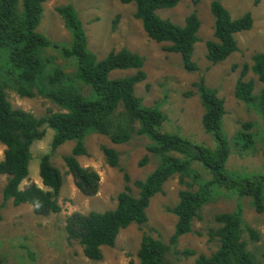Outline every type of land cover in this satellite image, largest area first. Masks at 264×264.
I'll return each instance as SVG.
<instances>
[{"label": "trees", "instance_id": "1", "mask_svg": "<svg viewBox=\"0 0 264 264\" xmlns=\"http://www.w3.org/2000/svg\"><path fill=\"white\" fill-rule=\"evenodd\" d=\"M46 1L0 0V142L6 147L4 157H0V173L7 176L2 189L5 200H12L16 205L29 203L40 215L61 211L59 195L64 176L53 163L51 153L40 159L39 175L43 186L32 183L21 187L29 175L32 146L45 135L48 127L54 131L52 152L69 141L74 142L71 152L62 155V159L76 187L86 196L97 194L100 186L99 173L79 161V157L87 153L85 139L89 134L105 135L116 144L129 142L134 133L145 135L151 140L147 150L159 158L157 166L145 178L135 180L137 193H133L130 176L125 172L127 184L118 194L113 209L75 212L68 217L65 225L68 238L78 241L89 259H102V247L114 246L122 229L133 223L145 224L149 219L151 199L175 174L182 178L192 177L200 187L179 191L178 201L169 207L177 218L171 245L149 234L142 236L137 252L138 264H177L168 257L171 246H175L183 235L193 232L194 219L211 199L212 184L233 189L240 197H250L254 208L258 212L264 211V174L236 172L234 175L228 169L232 141L223 128L225 100L207 83L205 76L195 83L196 94L204 108L202 125L214 137V145L166 129V112L158 105H145L135 92L137 84L146 78L143 56L123 48L98 59L88 47L86 29L73 5L57 7L70 39L57 42L41 33L38 26ZM120 1L136 6V17L142 21L148 35L158 42H167V50L180 54L187 70L199 69L193 59L201 26L196 12L189 14L184 24H178L161 17L158 10L174 7L180 0ZM210 10L215 18L214 38L205 42L206 58L217 64L238 50L236 34L251 29L253 17L247 12L233 18L219 0L212 1ZM60 55L65 59L63 65L58 61ZM130 69L135 70L131 75L111 77L115 70ZM249 70L255 74V79L246 77ZM8 88L22 97L43 95L59 105L62 111L37 117L24 109L13 108L8 99ZM235 96L255 110L264 122V52L252 57L251 66L244 64L235 84ZM251 128V123H244L233 138L241 152L253 149L257 143L256 133ZM102 150L110 166H120V155L115 148L107 145ZM262 155L264 157V133ZM148 159L145 156L140 164ZM195 162L211 175L204 184L198 180ZM242 212L239 205L232 212L215 216L219 223V227L211 230L214 238L219 240L215 251L197 254L195 250L184 249L181 254H197L194 264H264V248L259 249L263 253V258H259V250L249 248L244 233L253 242L263 237L245 222ZM0 264L7 263L0 260Z\"/></svg>", "mask_w": 264, "mask_h": 264}, {"label": "rangeland", "instance_id": "2", "mask_svg": "<svg viewBox=\"0 0 264 264\" xmlns=\"http://www.w3.org/2000/svg\"><path fill=\"white\" fill-rule=\"evenodd\" d=\"M213 0H180L171 8L160 9L158 14L178 24H184L186 17L196 12L200 18L199 40L194 47L193 59L199 69L189 71L183 66L178 53L167 50V42L152 39L145 31L142 21L136 17V6L125 4L120 0H47L38 30L53 41H67L70 33L65 27L64 19L57 12V7L73 5L83 22L88 38V47L98 59H102L112 50L127 49L144 58L143 70L146 78L137 84L135 92L145 105H158L166 112L168 121L166 129L180 131L184 136L200 143L215 144L214 137L202 125L204 108L200 96L196 94L195 83L205 76L207 83L218 90L224 98L226 114L223 128L232 141V152L227 163L228 169L235 175L242 173H263L264 157L262 155V134L264 122L262 117L246 103L235 96V84L243 72L244 64L251 66L252 57L264 52V0H219L233 18L250 12L253 26L247 31L236 34L238 50L226 60L214 64L206 58L205 42L214 38L215 18L210 10ZM53 53V52H51ZM60 64L65 59L60 55ZM234 65L236 68H234ZM69 71L72 68H68ZM135 70H115L111 77L131 75ZM247 78L256 76L249 70ZM8 99L13 108L24 109L37 117L52 112L62 111L61 107L43 97H22L15 90L8 88ZM252 124L257 143L253 149L241 152L234 144L235 134L243 124ZM54 131L46 128L45 135L32 146V159L28 177L21 187L36 183L42 185L39 175L41 156L51 153L53 163L59 167L64 182L59 195L61 211L40 215L29 204L16 205L12 200H5L2 189L7 176L0 173V260L7 264H138L137 252L144 234L161 239L168 245L175 230L176 217L168 209L178 201L179 191L196 190L200 185L190 176L182 178L180 174L172 176L163 186V190L152 199L148 208V221L143 225L136 223L122 229L114 246H103L100 260L87 258L78 241L68 238L65 230L68 217L75 213L104 211L113 209L117 204L118 194L125 190L124 174L130 176V186L137 193L134 182L145 178L159 163V158L147 150L151 144L149 137L134 133L132 139L123 144L113 143L107 136L91 133L85 139L87 153L79 157L80 163L91 167L100 175L97 194L86 196L75 185L68 173L62 155L71 152L73 141L61 145L52 152ZM203 141V142H201ZM111 146L120 155V166H110L104 156L102 147ZM5 145L0 142V157H4ZM148 156L143 165L141 160ZM199 163V162H198ZM197 162L194 169L199 174L198 180L204 184L210 179V173ZM213 185L211 199L207 201L194 219L193 232L179 238L171 246L169 258L177 264H194L197 254H210L218 248L219 240L214 238L211 230L219 227L215 216L221 212H232L240 205L243 219L257 229L263 239L257 242L244 238L249 248H264V211L258 212L252 205L250 197H240L237 191L217 184ZM184 249L195 250L197 254L184 256ZM177 251V253H176ZM258 251V257H262Z\"/></svg>", "mask_w": 264, "mask_h": 264}]
</instances>
